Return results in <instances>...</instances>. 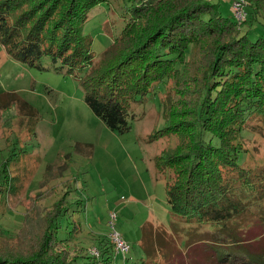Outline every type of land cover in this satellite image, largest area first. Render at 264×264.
Wrapping results in <instances>:
<instances>
[{
  "label": "trees",
  "instance_id": "trees-1",
  "mask_svg": "<svg viewBox=\"0 0 264 264\" xmlns=\"http://www.w3.org/2000/svg\"><path fill=\"white\" fill-rule=\"evenodd\" d=\"M104 1L0 0V42L17 61L38 66L46 56L75 76L89 109L119 134L130 130L132 101L175 81L178 98L153 138L179 137L175 148L155 158V167L161 175L172 172L166 201L178 220L170 229L186 237V248L163 226L146 222V257L156 248L164 264H264V157H255L256 147L245 146L242 136L264 137V34L251 38L250 30L242 31L243 23L259 20L264 0H246L250 10L240 22L223 16L213 0H128L119 35L93 64L82 25ZM5 180L1 175L0 199ZM65 199L63 194L45 214L40 245L23 246V227L18 242L0 240V264H111L119 253L110 241L101 240L104 248L95 257L67 260L54 252L68 229L67 214L82 205L66 206ZM78 226L73 221L67 236Z\"/></svg>",
  "mask_w": 264,
  "mask_h": 264
},
{
  "label": "rangeland",
  "instance_id": "rangeland-1",
  "mask_svg": "<svg viewBox=\"0 0 264 264\" xmlns=\"http://www.w3.org/2000/svg\"><path fill=\"white\" fill-rule=\"evenodd\" d=\"M235 1L239 0H213L221 14L233 20ZM128 5V0H106L89 12L82 32L91 39L93 64L119 35ZM258 15L263 19V9ZM260 18L243 23L242 31L250 30L251 38L264 34V19ZM194 52L186 55L185 62ZM57 66L46 56L38 66L17 61L0 42V176L6 179L0 199V240L15 243L23 227V246L40 245L46 230L44 216L65 194L66 206H74L77 200L82 205L67 214L68 233L64 229L60 234L54 252L70 260L75 255L97 256L104 248L101 240L115 248L112 240L117 235H109L108 213L119 209L114 228L130 253L126 262L117 255L111 264H164L156 248L146 257L141 230L146 222L163 226L178 246L186 248V237L170 229L178 220L166 201V181L172 172L161 175L155 167V158L175 148L179 137L153 138L168 121L166 109L178 98L176 82H161L142 100L132 101L135 117L129 122L130 130L119 134L89 109L76 77ZM188 71L184 78L191 67ZM187 95L184 92L182 98ZM23 103L36 112L31 113ZM242 136L245 146L256 147L255 157H264V137L247 131ZM73 221L79 226L73 227L69 237Z\"/></svg>",
  "mask_w": 264,
  "mask_h": 264
},
{
  "label": "built area",
  "instance_id": "built-area-1",
  "mask_svg": "<svg viewBox=\"0 0 264 264\" xmlns=\"http://www.w3.org/2000/svg\"><path fill=\"white\" fill-rule=\"evenodd\" d=\"M245 5H246L245 0L235 1L233 3L232 9H233V12H234V16H235V18L237 19L238 22L244 20L245 17H246V12L244 11ZM117 214H118V211L116 209L110 210L109 213H108L109 230H110V234L109 235H111L112 233H114V234L116 233L117 237L115 239L113 238V240H112L113 243H115V250L119 253V255L122 256L123 260H127L128 259L127 254L130 253L129 245H127L126 241L122 240L120 233L117 232V230L114 228V225H115L114 222H115V220L117 218ZM116 240H118V241H116ZM129 257L131 258V255Z\"/></svg>",
  "mask_w": 264,
  "mask_h": 264
},
{
  "label": "crops",
  "instance_id": "crops-1",
  "mask_svg": "<svg viewBox=\"0 0 264 264\" xmlns=\"http://www.w3.org/2000/svg\"><path fill=\"white\" fill-rule=\"evenodd\" d=\"M119 209H117V211H118ZM119 213V212H118Z\"/></svg>",
  "mask_w": 264,
  "mask_h": 264
}]
</instances>
